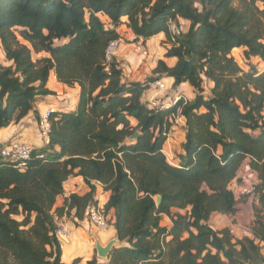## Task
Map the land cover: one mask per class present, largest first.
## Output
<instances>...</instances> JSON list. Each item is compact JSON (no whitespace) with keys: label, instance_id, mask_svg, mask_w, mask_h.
<instances>
[{"label":"trees","instance_id":"1","mask_svg":"<svg viewBox=\"0 0 264 264\" xmlns=\"http://www.w3.org/2000/svg\"><path fill=\"white\" fill-rule=\"evenodd\" d=\"M170 21L188 27L173 36ZM122 25L132 43L164 34V57L176 64L159 60L145 82L124 81L115 60H104ZM0 47L9 63L0 65V130L38 118L37 99L54 96L50 72L78 88L74 110L51 115L46 145L32 149L23 173L0 158V264H63L52 213L83 220L96 204L93 183L109 192L104 210L118 242L107 264H264V0H0ZM163 77L188 83L193 98L151 108L142 95ZM177 114L183 143L168 162L163 147ZM243 170L258 181V206L251 237L235 239L208 222L234 214L232 184ZM71 176L89 192L53 212Z\"/></svg>","mask_w":264,"mask_h":264},{"label":"crops","instance_id":"2","mask_svg":"<svg viewBox=\"0 0 264 264\" xmlns=\"http://www.w3.org/2000/svg\"><path fill=\"white\" fill-rule=\"evenodd\" d=\"M122 21L126 23L127 20L126 18H123ZM180 24H183L182 30L185 31L186 28L188 27V23L185 21H180ZM118 33L121 35L124 44L118 48L114 60L122 71L123 80L126 82H140V83L145 82L146 80L144 81V77L147 76L145 73L147 71V68H144L145 64L143 63V61L146 58L142 57L138 53L136 54L131 53L132 47L134 49L133 44H135L131 42L133 41L134 36L132 35L131 31L125 27V25H122L118 29ZM163 38H164V34H158L152 37L151 39L147 40L145 43L148 52L152 51L153 55L155 56L154 63L150 67L151 75H152V70L155 68L159 60L163 61L168 67H173L177 62L175 58H165L164 55L166 53V48L157 46L159 43L158 41H162ZM234 52H238V54L240 55L239 59H241L242 50L236 49L232 52V54H234ZM159 81L162 82L166 88L163 95L165 96L168 93H170V97L167 98L168 100L163 102L164 104L163 108H168L169 103L172 104L173 101L179 99L180 97H183L184 99L193 98V90L188 83H182L178 86H173L174 80L172 78H167V77H163ZM152 85L153 84H151L149 89L143 93L142 101L148 102V100L151 99L152 95L154 94L152 90L153 89ZM211 86H212L211 83L209 82L206 83L205 85L206 95L209 94V89ZM186 87L190 89V94L188 96H185V94L182 93ZM46 88L49 91L53 92L54 96L39 97L37 99V101L34 104V108L38 114V118L41 113L49 109H54V112L74 110L78 100L77 87L67 88L63 86L62 84L57 82L54 73L50 72L46 84ZM38 118H35L33 114L30 113L19 123L11 124L7 128L0 130V144L5 143L7 140L15 139L28 144L29 146H31L32 149L43 148L46 145V140L41 138V136L38 133V129H37ZM178 124L180 125L183 132L182 118H180ZM179 153H181V150ZM174 162H176V160ZM247 162L248 161H246V163ZM93 185L95 186L96 189L95 197H94L95 202L96 204H99L104 207L109 199V192L104 191L99 183H93ZM88 192H89V188L84 184L81 177L78 176L69 177L64 182L63 193L62 195L56 198V202L52 211L54 212L56 209L61 208L63 206L64 199L67 198L69 195L76 194L78 196H83ZM235 199H236V206L233 215L215 213L210 217L208 225L213 230L216 231L228 229L231 235L235 239H241L243 237H251L250 233L248 232L245 233L240 230V228H242L241 225L239 224L233 225L230 223L231 221H233V219L242 216V211L240 209L238 200L236 197ZM254 204L257 205V201ZM110 214L112 216V212H110ZM86 220H87L86 218H84L81 221L76 220V218H74V212H70V217L64 215V221L67 223V229L69 231V234L64 240L59 241L61 248V262L63 264H72L73 261L76 259L80 261L79 264H85L87 261H90L94 257L96 258L99 264H107L108 259L105 261H101L97 258L95 245L99 244L101 247H105L112 240L116 241L114 246L118 244L115 237V232L112 227H110L107 231H99L95 227L91 226L89 222L87 223ZM170 223L171 222L168 218L166 217L163 218V226L168 227L170 226ZM263 249L264 247L261 248V253Z\"/></svg>","mask_w":264,"mask_h":264},{"label":"built area","instance_id":"3","mask_svg":"<svg viewBox=\"0 0 264 264\" xmlns=\"http://www.w3.org/2000/svg\"><path fill=\"white\" fill-rule=\"evenodd\" d=\"M168 29L173 36H178L181 33V30L176 27L172 21L168 23ZM123 44L124 42L122 41V38L108 43L104 51V60L107 64L114 61L118 48ZM133 46L136 53L144 58L148 57L149 52L145 44L139 42L133 44ZM152 86L154 94L147 103L151 108H156L159 105V100L163 98V93L165 92L166 88L165 85L160 81L154 82ZM177 100L173 101L172 104L169 103L168 107L173 106ZM163 105L164 104L160 105L159 108H163ZM53 113L54 109H49L39 115L37 129L39 135L44 140L47 139L50 132V117ZM180 118V115L177 114V121H180ZM31 155L32 148L28 144L19 140L10 139L5 143L0 144V158L12 165L14 169L20 173H23L26 170L31 159ZM52 215L56 225L55 236L59 242L60 240H64L69 234L67 223L64 221V215L61 217L54 213H52ZM85 218L91 226L95 227L99 231H107L109 229L111 214L110 212H106L104 207L99 204L88 207L85 212Z\"/></svg>","mask_w":264,"mask_h":264},{"label":"rangeland","instance_id":"4","mask_svg":"<svg viewBox=\"0 0 264 264\" xmlns=\"http://www.w3.org/2000/svg\"><path fill=\"white\" fill-rule=\"evenodd\" d=\"M237 5H238L237 2L233 3L234 7H237ZM258 5H259V7H261L260 4H258ZM180 29H183V24H180ZM15 31H19V29L15 30ZM158 42L159 43L157 46L166 48L165 36H164L162 41H158ZM132 49H133V47H132ZM132 49H131V53L136 54L134 49L133 50ZM234 54H232L234 59L238 62V64L240 66L245 68L246 63L243 60V58L241 57V59H239L240 55L238 54V52H234ZM149 55H148L149 57L143 61V63L145 64L144 68H147V71L145 72L147 76L144 77V81L149 79L150 77H152V75L150 73V67L154 63L155 56L153 55L152 51L149 52ZM33 59H36L35 55H33ZM253 63L260 71L262 70V68H263L262 63L257 62V61H253ZM0 65H2L4 67L8 66L7 62L5 61L4 54L1 50V47H0ZM182 93H184L185 96H188L190 94V89L186 87ZM169 97H170V93L165 95L160 100L159 105H162L163 102L167 101L168 100L167 98H169ZM182 141H183V132H182V129H181L180 125L178 124V121H177L176 116H175V118L172 121V127L170 129V132L168 134V137H167L166 142H165L164 147H163V152H164V155H165L168 162H174L176 160V157L178 156V153L181 150ZM242 172L243 173H242L241 182H239L238 184L237 183L232 184V189H233V191L235 193V197L237 198L238 203L240 205V209L242 211V216L233 219V221H231L230 223L233 225L239 224L242 227V228H240V230L242 232L250 233V224L253 221L252 218L254 217L253 216V212H254L253 207L258 206V204L257 205L254 204L257 200H256V196L252 192V189L258 183V181H257L254 173L253 174L252 173H250V174L245 173L244 170ZM245 204H247V205H245ZM13 219H15L17 221H21L22 217L17 216V217H13ZM238 222H240V223H238ZM87 223H88V221H87ZM162 225H163V221H162ZM93 254H95V253H93ZM262 254L264 255V249L262 251ZM76 260H78V259H76Z\"/></svg>","mask_w":264,"mask_h":264},{"label":"water","instance_id":"5","mask_svg":"<svg viewBox=\"0 0 264 264\" xmlns=\"http://www.w3.org/2000/svg\"><path fill=\"white\" fill-rule=\"evenodd\" d=\"M182 70H188L191 71V66L188 61L184 62L182 66ZM138 137V134L135 133L132 135L131 139H136ZM161 202V198L159 196L155 197V203L158 206ZM116 241L112 240L109 242L105 247H101L99 244L95 245V250H96V256L99 260L105 261L108 259L109 253L113 246L115 245Z\"/></svg>","mask_w":264,"mask_h":264}]
</instances>
